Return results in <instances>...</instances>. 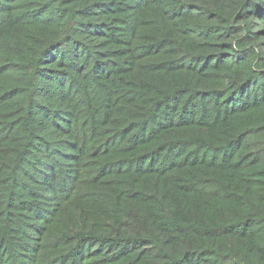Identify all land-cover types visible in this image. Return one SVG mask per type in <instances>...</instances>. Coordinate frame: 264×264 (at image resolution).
<instances>
[{
	"label": "trees",
	"instance_id": "obj_1",
	"mask_svg": "<svg viewBox=\"0 0 264 264\" xmlns=\"http://www.w3.org/2000/svg\"><path fill=\"white\" fill-rule=\"evenodd\" d=\"M0 264H264V0H0Z\"/></svg>",
	"mask_w": 264,
	"mask_h": 264
}]
</instances>
